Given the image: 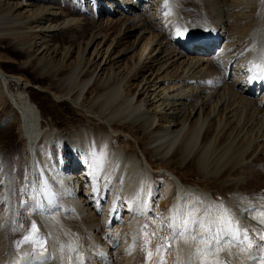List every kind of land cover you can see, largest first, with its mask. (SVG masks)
I'll use <instances>...</instances> for the list:
<instances>
[{"label":"bare ground","instance_id":"1","mask_svg":"<svg viewBox=\"0 0 264 264\" xmlns=\"http://www.w3.org/2000/svg\"><path fill=\"white\" fill-rule=\"evenodd\" d=\"M0 40V264H264V0H0Z\"/></svg>","mask_w":264,"mask_h":264},{"label":"rangeland","instance_id":"2","mask_svg":"<svg viewBox=\"0 0 264 264\" xmlns=\"http://www.w3.org/2000/svg\"><path fill=\"white\" fill-rule=\"evenodd\" d=\"M65 37H66V34L65 35H63L61 38H60V40H64L65 39ZM28 38V39H27ZM83 38V41L81 42L82 44H81V46L83 47L84 45H85V42L87 41V39H88V35H86V36H83L82 37ZM82 38H79V39H82ZM24 40L25 41H30L31 40V38L28 36V35H26L25 37H24ZM1 41V43L2 44H4L5 42H4V40H0ZM110 43V41H107V43L104 45V48H106L107 46H108V44ZM93 49H94V46H92V47H90L89 48V51H88V54H87V56L89 57L90 55H91V53H92V51H93ZM75 56H76V54H73L72 55V59H73V61H74V59H75ZM21 57V54L20 53H16V52H13V51H9V52H2V54H0V62H4V64L7 66L6 67V69L8 70V71H10V72H18V69L15 67V65H13V63H10V61L9 60H17V59H19ZM55 63H57V61L56 60H52V61H48V60H46V58H44V60H42L41 61V64H43V65H49V64H51V65H53V64H55ZM26 73V75H28V73L27 72H25ZM126 73L125 72H122V76H124ZM130 75L131 74H128L126 77H127V81L130 79ZM140 80H141V77L140 78H138L136 81L134 80V81H132L133 82V86L135 87V85H138L139 84V82H140ZM129 82H130V80H129ZM132 86V87H133ZM128 85L127 86H125V89H127V90H129V92H134V88H132V87H128ZM140 100H142V101H145V98H144V96L143 95H141V96H139L138 97ZM40 103L42 104V105H44V111L47 113V114H49V115H52V116H54V118H56V120H58V121H61L62 120V117H64V115H66V114H68V113H70V110L68 109V108H66V107H63L61 110H59L58 109V107L57 106H55V105H53V104H49V101L48 100H40ZM10 133L11 134H7V135H4L3 137H2V141L3 142H5L12 150L13 149H15V150H19V151H21V150H23V148H24V142H23V140L21 139V141L20 142H16V137H15V134H13V130H11L10 131ZM129 134V136H126L127 138H125L126 140L125 141H122V147L123 148H125V150L127 151L128 149H131V148H133L134 150L136 149V151H137V154L141 157L142 155H140L141 154V152L139 151L140 149H142L143 151H142V153L148 158V157H150L149 156V154L147 153V151L145 150V143H146V138L145 137H141L140 136V134H139V132L138 131H136V130H130L129 132H128ZM120 134V133H119ZM137 141L138 142V144H137V146H139L140 148H136L135 146H136V143L134 142V141ZM16 142V143H15ZM144 143V144H143ZM150 162H151V164L154 166V165H159V167H160V163H158V162H156L155 160H150ZM24 163L25 164H27V160L26 159H24ZM174 163H172V162H168V163H165V165L164 164H161V167L162 168H160V169H162V170H164V171H168L169 169H170V171H171V173L173 172V173H180L181 175H182V177H184V178H186V179H191V178H193L194 177V173H193V171H191V170H188V169H184V168H179L178 166H176L175 164L173 165ZM174 169V170H173ZM166 171V172H167ZM171 173H166V175H170ZM172 175V174H171ZM175 180V179H174ZM163 183V182H162ZM162 185V184H161ZM209 187H210V189L212 190V191H215L216 190V186L213 184V183H208L207 184ZM222 194L223 193H220L219 194V196H222ZM24 226H25V228H28L29 226H30V223L29 222H25L24 221ZM10 240V241H9ZM8 240V248L9 249H11V244H12V240H18V235H14V236H12V239H9ZM86 240H87V237H86ZM152 242H154V240H152ZM151 254H153L152 252H151ZM164 254H166V251L164 252ZM155 259V258H154ZM141 261H139L138 262V264H142V263H140ZM158 263V262H157ZM165 262L164 261H162V263H160V264H164ZM166 264V263H165Z\"/></svg>","mask_w":264,"mask_h":264},{"label":"snow or ice","instance_id":"3","mask_svg":"<svg viewBox=\"0 0 264 264\" xmlns=\"http://www.w3.org/2000/svg\"><path fill=\"white\" fill-rule=\"evenodd\" d=\"M186 31V29H185ZM184 34V32L177 30V36H182ZM261 215H264V213H262ZM33 230L35 231V225H33ZM27 239V237L25 238ZM262 239H264V237H262ZM217 264H221V262H217Z\"/></svg>","mask_w":264,"mask_h":264}]
</instances>
